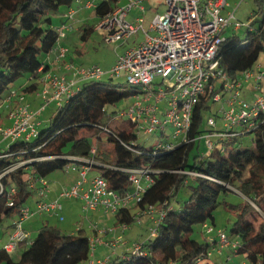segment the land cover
I'll use <instances>...</instances> for the list:
<instances>
[{"label":"trees","instance_id":"obj_1","mask_svg":"<svg viewBox=\"0 0 264 264\" xmlns=\"http://www.w3.org/2000/svg\"><path fill=\"white\" fill-rule=\"evenodd\" d=\"M74 1L0 0V104L19 79L36 74L46 65L44 55L50 53L59 39L51 13ZM118 1H99L94 11L103 17L118 6ZM256 1L258 7L252 14L246 37L230 35L221 44L218 55L230 76L255 65L264 50V0ZM93 28V25H86L83 38H88ZM112 79L113 76L107 80L103 76L85 79L57 106L49 126L39 128L40 122L37 135L26 140L9 141L7 147L0 149V180L4 186L3 190L0 187V224L5 217L20 214L22 208L28 207L29 196L34 191L42 199L37 187L31 184L35 178L59 169L67 172L72 164L81 166L83 161L73 156H91V149L96 146L94 157L98 162L90 168L106 177L110 189L122 196L133 192L130 173L123 169L148 166L152 169L154 181L147 186L136 207L143 210L147 205L155 204L165 206L167 211L164 221L158 225L157 235L149 237L145 243L147 254L140 256L127 249L123 255L117 254L110 264H210V246L216 244L215 241L205 243L191 235L196 224L209 223L213 211L226 203L225 199L221 201L222 195L236 189L250 199L233 206L237 219L229 235L240 239L236 254H245L250 264H264V220L256 225L258 217L254 205L257 203L264 208V156L256 148L248 146L244 149L235 145L236 136L223 141L224 151L216 146L207 157L195 155L193 162L190 161V152L195 139L171 149L161 148L159 143L146 147L137 140L136 124L119 114L115 117L120 122L111 121L117 110H107L109 105L135 97L141 88H126ZM25 87V90L35 91L38 83ZM209 101L205 98L195 105L189 131L191 139L204 133V111L210 107ZM101 132L113 142L112 152H108L99 140ZM254 132L257 139L264 141V123ZM95 135L98 138L94 142L92 137ZM169 135L165 131L164 139L159 142L170 141ZM17 163L19 165L12 171L3 173ZM186 170H195L205 176L190 175ZM184 184L189 186L190 194L177 208L172 200ZM12 189L16 191L13 193ZM82 211L84 217H89L91 211L86 212L83 207ZM115 213L118 223L129 226L136 221V214L128 205ZM90 250V237L83 228L67 234L59 227L44 224L31 242L25 243L18 258L12 254L16 250L9 252L4 245L0 247V264H78L91 258Z\"/></svg>","mask_w":264,"mask_h":264},{"label":"built area","instance_id":"obj_2","mask_svg":"<svg viewBox=\"0 0 264 264\" xmlns=\"http://www.w3.org/2000/svg\"><path fill=\"white\" fill-rule=\"evenodd\" d=\"M99 1L104 0H90L86 2V6L88 8L96 6ZM143 2L144 0H130L129 4L122 5L118 1V6L114 10L100 17L96 28L106 30L105 37L110 41L131 37L133 33L144 29V16L141 14L137 16L136 22H130L127 14L133 7H140L144 12L146 7ZM165 2L167 9L153 16L146 38L123 51L109 69L104 71L100 65L94 64L89 68H79V72L84 79L99 78L107 73L113 77H120L124 73L131 86L141 88V91L135 94L134 103L127 109H122L119 116H126L136 124L138 134L141 131L159 132L163 137L168 127L172 126L173 131L169 133L170 141L159 142L160 147L164 149L175 148L178 144L190 143L200 137L191 139L189 136L192 114L199 100L213 98L214 102L222 101L219 112L223 128L218 129L215 116L209 117L208 123L216 129L209 135L216 136L221 150L224 151L225 139L254 132L264 123V86L261 85L264 80V64H259L257 68L255 64L243 71L239 70L233 76H230L221 65L218 54L221 44L226 39L224 31L230 25L235 28L240 27V23L234 21L236 8L227 14L224 13V9L228 6L227 0H165ZM75 13L76 9L70 7L64 16L71 19L74 18ZM69 26L70 24L64 22L61 27H57L59 38L64 37V29ZM66 51L67 48L62 47L59 56L64 57ZM251 77L256 78L259 92L254 93L251 99H244L242 97L244 81ZM48 78L51 81V88L44 86L39 91L38 94L44 97L39 110L32 108L25 101L23 92L14 87L10 88L9 94L2 102L7 103V107L10 108L11 124L7 126L0 123V140L12 141L20 138L26 140L37 135V126L40 123L37 118L46 104L56 99L60 105L77 87V81L74 78L57 73ZM163 102L164 105H162ZM104 129L109 131L108 128L104 127ZM208 145L210 149H214L216 142L208 139ZM96 151L95 146L91 149V156H73L78 161H83L82 165L72 164L66 171L78 169L81 178L69 187L64 186L55 200L51 201L42 197L48 191V181L44 176L32 181L31 184L35 187H37L35 181L40 182L41 186L37 189L42 199L34 209L29 206L22 208L14 221V230L4 244L7 251H15L20 242L30 243L31 234L25 229L24 222L36 212L59 214L63 207L62 198L79 197L86 212L92 210L94 212L98 209H104L109 213L117 212L121 207L128 205L133 197L138 201L147 186L149 187L154 181L151 176L152 169L148 166L124 168L123 170L130 173L134 191L122 196L118 191L109 188V182L105 176L96 174L89 179L90 167L98 162L94 157ZM18 165L19 163L6 168L3 173L12 171ZM186 172L190 175L205 176L195 170H186ZM86 182L89 183L87 186ZM0 187L4 189L1 180ZM15 191L12 189L13 193ZM141 212L148 214L156 222L150 236L154 237L158 233L159 223L164 221L167 214L165 206L147 205ZM89 227L96 233L94 236H89L90 251L94 255L99 242H105L114 248L113 250L123 244L122 234L126 231L128 224L120 222L108 229L101 228L99 223L90 220ZM203 227L209 240L217 242L213 248L222 252L225 247L231 246L233 252H237L240 245L238 237L233 239L225 230L218 231L208 222L204 223ZM106 232H116L113 241H105L103 235H100ZM147 240L134 242L131 250L140 256L147 254L148 250L145 247ZM210 254H212L211 250ZM230 258L228 256V259ZM90 264H110V259L94 257L90 259ZM238 264L250 263L245 260ZM252 264H260V262Z\"/></svg>","mask_w":264,"mask_h":264},{"label":"rangeland","instance_id":"obj_3","mask_svg":"<svg viewBox=\"0 0 264 264\" xmlns=\"http://www.w3.org/2000/svg\"><path fill=\"white\" fill-rule=\"evenodd\" d=\"M123 4H129L130 0H123ZM147 4L151 7L150 10L151 12L154 14L156 13H160V12H164L167 9V4L165 2V0H146ZM228 1V6L226 7V9H224V13H228L231 10H234L236 8V12H235V19L234 21H237L240 23V27L235 28L233 25H230L227 29H225L224 31V35H226V37H230V35H239L242 39H244L247 35V31H248V27L249 24H251V21L253 19L252 14H254L257 10V1L256 0H227ZM145 3V4H146ZM64 6V5H63ZM62 6V7H63ZM90 11L93 13V9H90ZM134 11H132L133 13ZM55 13V12H54ZM132 13L129 15V19L132 18ZM52 14V13H51ZM94 16V15H93ZM95 23V24H94ZM97 23V19L96 17H94L93 19H91L90 21V25H96ZM72 29V27H71ZM70 29V30H71ZM73 32H71L69 35V37L67 38V44L69 45V47L71 48V53L73 54L74 57H77V61L75 63L76 66H81L79 68H86V67H91L94 64H98L102 67V69L104 71H106L107 69H109L114 61V59L118 56V52H120V50L124 49L127 46H132L134 43H138L144 36H143V32L141 30H139L137 33H133V36L125 38L124 40H119L115 41V40H108L105 37V33L104 31H98V29H94L91 34L89 35L88 38H82L81 34L83 32V30H79V28H75L72 29ZM124 38V37H122ZM257 65H255V68H257L259 66V64H264V50L261 51L260 55H259V59L256 63ZM110 74L107 73L105 75H103V79L107 80L110 78ZM24 77H22L21 79H19L17 81V84H21L23 81ZM256 78L251 77L250 79H248L247 81H244V87L242 89V97L244 99H251L254 93H258L259 89L257 88V84H256ZM114 81V83L117 84H121L122 86L126 87V88H130L131 84H129L127 82L126 76L124 75V73L121 74L120 77H113L112 79ZM262 86H264V80L262 81ZM8 93V91H7ZM6 93V94H7ZM38 100H40V97L37 98ZM135 97H129L127 99L121 100V102L113 104V105H109L107 110H111V109H115L117 110L115 112V114H113V116H111V121H118L117 117H115V115L119 114V112L122 109H127L129 105H131L132 103H134ZM209 104L210 107L205 109L204 111V133L202 134V136H200L194 146L192 147V151L190 152V161L193 162L194 160V156L197 154H201L202 156H206L211 152L209 145H208V139H211L213 141L216 142V146H219V142L217 141L216 136H211L209 135L210 132H214L213 130H216L215 127H213L212 125H210L208 123V119L211 116H215V119L218 121V129L219 128H223V124L222 121L220 119V115L218 114L219 109H221L222 107V101L219 102H214L213 98L209 99ZM165 103L163 102L162 105H164ZM57 105H58V101L57 102H53L51 105H49V107L47 108V110H45L41 116V120H42V124L39 125V128H43V127H47L50 125V122L53 118L54 112L57 109ZM7 103H1L0 105V110H1V114L5 113L4 115H6V121L2 122L3 125H7L8 123H10L9 119V113L10 110L7 109ZM8 113V114H7ZM220 113V112H219ZM9 121V122H8ZM8 126V125H7ZM173 131V127L169 126L167 129V134L171 133ZM101 134V139H99L101 141V143L103 145H105V148H108L107 151L112 152L111 150L113 149V142H110L107 140V136L106 134H104L103 132L100 133ZM98 137L95 135V137H92V140L94 139V142L96 141ZM164 138L161 137L159 132H150V133H146L141 131L138 135V142L145 145L146 147H154L155 145H157L159 143L160 140H163ZM235 145H239L242 146L244 149L247 148L248 146L256 148L263 156H264V141L263 139H257L255 132H247V134H240L238 136H236V141H235ZM234 145V146H235ZM6 147V146H4ZM55 172H61V170H56ZM54 172V173H55ZM195 175V174H193ZM81 176V175H80ZM179 193H177V195L175 196L173 201V204L179 208L181 207L182 203L188 199L189 194H190V188L188 185H181L179 191ZM37 197V192L34 191L32 193L31 196H29L28 202L33 203L36 200ZM226 201L222 203V205H220L219 207H217L214 211H213V217L209 218V223L214 225L215 228H217V230H225L228 234L230 233V229L231 226L234 224L235 220L237 219V213L235 212V209L233 208L234 205H236V203L242 201V200H248L250 201V199H248L244 193H242L241 191L237 190L236 191H232L229 190L228 192L224 193L221 197V201L224 200ZM65 200V199H64ZM66 201V200H65ZM68 201V200H67ZM264 203V200H262ZM253 203H255L254 201H251ZM137 204V198H132L130 200V202L128 203L129 208H131L132 212H135V214L138 213V207H136ZM256 204V209H257V221H256V225L259 226L261 224V222L264 220V208H261L259 205ZM28 205V203H27ZM34 208V207H33ZM79 206L76 207L75 209V215L72 216L70 218V221H78L81 222L82 219L85 225V229L86 231H89L90 228H88L87 226V221L84 219V214L83 211L79 210ZM91 213V212H90ZM15 215L7 216L3 219V221L0 224V239L2 238V236L5 234V232L2 229V226H7L10 224L11 220L14 219L16 217ZM41 214H36V215H32V217L29 218V220L31 221H38L39 223V228L43 227V224H45V222L43 221L44 216H40ZM107 218H105L103 220V222L99 223L100 227L103 228H112L115 223L118 222V218L115 212H111L110 214H108V216H106ZM93 220V222H99L96 221L95 219H93V217L91 218ZM69 220V217L67 219V222ZM32 229L31 232V236L32 238L36 236V234L39 232L38 226H33L32 224H30ZM156 226V222L154 221V219H151V217L148 214H145L143 216V219L141 221L138 220H134L133 222H131L129 224V226L127 227L126 231L122 234L123 235V241L124 243L127 241V245L123 244L124 248H119L118 253L119 254H124L127 249H132L134 242H140L143 241L145 239H148L151 236L152 233V229H154V227ZM204 227L203 224H196L195 225V229L193 234L191 235L193 239H198L199 241L202 242H210L208 235H206L204 232ZM62 231H66V229H62ZM115 234L116 232H110L107 234V236L105 237V241L111 242L113 241V239L115 238ZM105 236V235H104ZM230 236V235H229ZM231 237V236H230ZM233 238V237H232ZM234 239V238H233ZM121 244V243H120ZM110 250H105L103 252V256L102 257H106V255H110L111 251L113 252L114 248H112L111 246ZM211 248V252L213 254H210V264H222V263H234V264H238L241 261H243V259H246L245 254L243 253H238L236 254L234 252L233 254V249L232 247H228L226 249H228L229 253L233 256L232 259H228L227 258V250L224 249V255L222 256L221 254H219L216 251V248H213V246H210ZM96 249H98V246L96 247ZM21 251H17L13 257L16 259L19 257ZM99 254V251H98ZM113 258V260L115 259V257L117 256V254L113 253L111 255ZM97 258V257H95ZM85 264H87V260L84 261ZM83 263V264H84Z\"/></svg>","mask_w":264,"mask_h":264},{"label":"crops","instance_id":"obj_4","mask_svg":"<svg viewBox=\"0 0 264 264\" xmlns=\"http://www.w3.org/2000/svg\"><path fill=\"white\" fill-rule=\"evenodd\" d=\"M88 1H90V0H75L71 5H64L63 7H60V9H58L55 13L52 12L51 16H52V25L53 26L61 27L64 22H67L68 24H70V26L66 27L64 29L65 30L64 37L58 39V42L55 43L56 45L50 50V53L47 55L46 54L44 55V60H45L46 65L42 66V68L40 70H38L36 74H33L31 76H24V79L20 85L15 84V86H12L14 88H17L20 92H23V94H25V99H26L25 101H27L32 108L39 110L41 104L44 102V97L38 93L44 86H48L49 88H51V81L48 77L51 76L52 74L57 73V74L67 76L68 78H74L77 81V84H76L77 88H79L81 86V84L83 83V81L85 80L82 77V74L79 72V67H81V66L78 67L75 65V63L77 61V57H74L73 54L71 53V48L67 44V38L70 36L69 34L71 32H73L72 29L75 30V28H79V30L82 31L86 25H90V21L94 17H96L97 23L99 22L100 16L98 14H96L95 11H93V13L90 11V9L94 10L95 6H91L90 8H88L86 6V2H88ZM123 2H124L123 0H119V4H123ZM146 2H147L146 0H144V2H143L145 7H146V10L144 12H142L140 7H133L127 14V18L130 22H136L137 16H139L141 14H143V16H144V29L143 28L140 29L143 32L144 37L140 41H142L146 38V32H147V29H149V26H150V23H151L153 16L155 14L156 15L159 14L156 12L153 14L149 8L151 6H149ZM70 7H73L74 9H76V13L74 15V18H71V19H69L67 16H64ZM132 11H134V12L132 13ZM131 13H132V18L129 19V15ZM71 27H72V29H71ZM94 29H97L96 25H94L93 30ZM98 31H104V30L98 29ZM104 32H106V30ZM81 36L83 38L82 34H81ZM119 40H121V39H119ZM122 40H124V39H122ZM135 44L136 43H134L133 45H135ZM133 45L132 46L129 45V46L125 47L124 49L120 50V52H118L117 55L119 56L127 48L133 47ZM64 46L67 48L66 54L64 55V57H60L59 55L61 53V49ZM118 56L114 59L112 65L116 62ZM112 65H110V66H112ZM40 77L43 78V80ZM34 82L38 83V87L35 91L34 90H32V91L25 90V88H26L25 86H27L31 83H34ZM8 94H9V91H8L7 95ZM39 97H40V100L37 99ZM53 102H57V100L52 99V101L47 103L45 108L41 111V113H43L45 110H47L49 105H51ZM7 109L9 110L10 108H7ZM41 113H39V116L37 119L42 124V120L40 119L42 116ZM4 114L5 113L0 114V123L6 121V115H4ZM8 120L10 121V123H8L7 125H10L11 120L10 119H8ZM8 142H9V140H7V139H1L0 140V149L4 148V146L7 147V144H9ZM97 173H98L97 170L95 171V170L90 169L89 173H88V178L90 179L91 177H94ZM80 178H81L80 177V171L78 169H71L68 173L65 172L64 170H61L60 173L55 172V173L49 174V175L45 176V179L48 181L47 182L48 183V191H47V194L45 196H42V197L47 199V200H51V201L55 200L56 197H58L59 192L61 191V189L64 186L69 187L72 184H74L76 182V180H80ZM88 182L85 183L86 186L89 184ZM36 186H37V188H39L41 186L40 182H37ZM64 199L65 198L61 199L63 207L60 210L59 214L52 215L51 213H48V212H42V213H36V214H38V215L41 214L40 216H44L43 221L45 222V224H49V225H52L54 227H59L63 230L66 229L65 232L67 234L76 233L80 227V228L84 229V233H86L87 235L94 236V235H96V233L89 227L90 220H92L91 218L93 217V219H95L96 221L99 220V222H97V223H101V222H103V220L105 218H107L106 216H108V214H110L109 212H107L104 209H98L97 211H94V212L91 211V213H88L89 217L85 216L84 219L87 221V226H88V228H90V230L86 231L85 225H84L85 221H83V219L81 222H79V220L76 222L70 221V218L72 216H74L76 213L75 209L77 206H79V208H80L79 210L82 211V202L79 200V198H76V197H73L70 199H65L66 201ZM39 200H40V197L37 195L36 200L33 203L28 202V205H26V206H29L31 208H33V207L36 208ZM141 211L142 210L139 207L138 213L136 214V217H137L136 220H138V221H141L143 219V216L145 215V213H142ZM36 214H34V215H36ZM61 216H63V218H61ZM17 217H18V214H16V217L11 220L9 225L2 226V229L5 232V234L0 239V247H2L8 241L7 239H9L10 233L13 231V228H14L12 225L14 224V221ZM30 217H32V216H30ZM68 217H69V220L67 222ZM29 218L24 222L25 229L28 232L33 230L30 224H32L33 226H36V227L38 226V229H40L39 228L40 222L31 221V220H29ZM117 223H115V225ZM31 232H33V231H31ZM107 234L108 233L106 232V233H102L100 235H103V238L105 239ZM31 238H32V236H31ZM126 243H127V241L125 243L123 242V244H126ZM215 243H217V242H215ZM123 244L118 246L113 252L111 251L110 255H106V257H108L110 259V261H112L113 257L111 255L113 253L119 254L118 250H119V248H122V249L124 248ZM24 245H25V242L20 244L17 247L16 251L13 252L12 254L14 255L17 251H21V249H22V247H24ZM97 246H98V249H95L94 255L91 254V258H94V257H97L95 259L104 258V257H102L103 252L105 250H107V251L110 250V247L105 242L104 243L99 242L96 245V247ZM226 248H228V247L224 248L225 250H227L226 251L228 254L227 258H228V256H230L231 257L230 259H232L233 256L229 253L228 249H226ZM224 249L222 252H219L218 250H216V251L223 256L224 255ZM98 251H99V254H98ZM233 254H234V252H233ZM90 259L87 260V262H88L87 264H90ZM245 260L246 259H243V261H245ZM83 263L84 262H82V263L80 262L78 264H83Z\"/></svg>","mask_w":264,"mask_h":264}]
</instances>
